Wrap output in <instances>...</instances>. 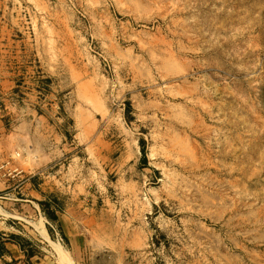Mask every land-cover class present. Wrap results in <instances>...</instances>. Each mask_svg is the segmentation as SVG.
<instances>
[{"label": "rangeland", "instance_id": "rangeland-1", "mask_svg": "<svg viewBox=\"0 0 264 264\" xmlns=\"http://www.w3.org/2000/svg\"><path fill=\"white\" fill-rule=\"evenodd\" d=\"M18 2L16 26L0 22V66L28 61L24 18L35 11L47 18L44 46L104 74L94 78L104 102L91 104L105 145L101 161L90 152L91 200L107 226L145 232L128 264H264V0ZM9 190L0 237L28 258L0 264H91L87 250L73 263L57 228L14 202L24 186Z\"/></svg>", "mask_w": 264, "mask_h": 264}, {"label": "crops", "instance_id": "crops-1", "mask_svg": "<svg viewBox=\"0 0 264 264\" xmlns=\"http://www.w3.org/2000/svg\"><path fill=\"white\" fill-rule=\"evenodd\" d=\"M18 3L0 0V8L6 9L0 22L16 26ZM24 19L30 30L19 33L32 42L28 61L0 66V105L5 103L12 122L9 130L1 129L0 122V167L7 166L14 174L5 179L0 173V195L24 186L26 200L17 199L16 193L14 202L29 203L48 226L57 228L58 242L54 244H63L73 263L87 261V250L88 263L128 264L131 252L146 247L145 232L107 226L104 210L98 211L91 200L90 152L94 150L95 159L101 161L105 151L104 144L96 146L100 128L91 104L104 102L98 95L104 86L94 81L104 74L99 68L96 73L82 70L74 57L65 61L58 45L44 46L46 17L33 11ZM44 229L47 236L41 230L42 240L53 243V236L46 226ZM2 236L0 260H27L15 237Z\"/></svg>", "mask_w": 264, "mask_h": 264}, {"label": "bare ground", "instance_id": "bare-ground-1", "mask_svg": "<svg viewBox=\"0 0 264 264\" xmlns=\"http://www.w3.org/2000/svg\"><path fill=\"white\" fill-rule=\"evenodd\" d=\"M84 87V86H83ZM80 88V87H79ZM81 112V111H80ZM46 234V233H45ZM47 236V235H46Z\"/></svg>", "mask_w": 264, "mask_h": 264}]
</instances>
